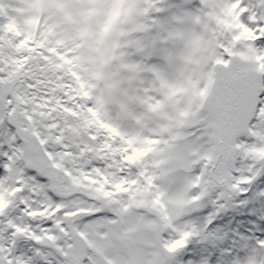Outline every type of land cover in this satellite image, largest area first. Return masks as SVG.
Wrapping results in <instances>:
<instances>
[{
    "label": "snow or ice",
    "instance_id": "snow-or-ice-1",
    "mask_svg": "<svg viewBox=\"0 0 264 264\" xmlns=\"http://www.w3.org/2000/svg\"><path fill=\"white\" fill-rule=\"evenodd\" d=\"M0 264H264V0H0Z\"/></svg>",
    "mask_w": 264,
    "mask_h": 264
}]
</instances>
